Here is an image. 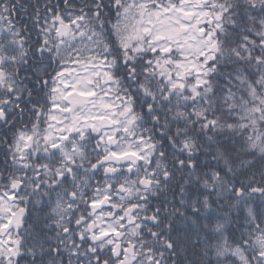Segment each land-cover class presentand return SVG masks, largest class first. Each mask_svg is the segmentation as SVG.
<instances>
[{
	"label": "snow or ice",
	"instance_id": "obj_1",
	"mask_svg": "<svg viewBox=\"0 0 264 264\" xmlns=\"http://www.w3.org/2000/svg\"><path fill=\"white\" fill-rule=\"evenodd\" d=\"M0 264H264V0H0Z\"/></svg>",
	"mask_w": 264,
	"mask_h": 264
}]
</instances>
